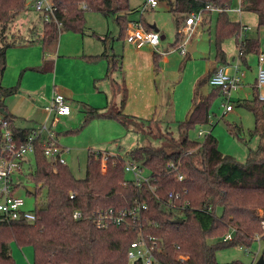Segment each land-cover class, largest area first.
<instances>
[{
	"label": "trees",
	"instance_id": "trees-1",
	"mask_svg": "<svg viewBox=\"0 0 264 264\" xmlns=\"http://www.w3.org/2000/svg\"><path fill=\"white\" fill-rule=\"evenodd\" d=\"M53 1L61 27L54 21L44 22L41 17L43 24L40 32L35 34V28H30L31 36L22 42L25 37L12 35L10 27L30 3L26 0H0V116L10 122L19 142L32 130L16 126V117L9 112L6 98L20 91L22 75L26 70L50 72L54 69V60L45 63L43 59L42 65L23 69L17 84L7 87L2 84V79L8 66V49L40 43L44 55L55 52L62 31L85 33V12L89 10L104 16L114 15L119 25L120 40H126L132 26L130 0ZM165 1L170 11L184 16V20H178L179 28L192 12L197 11L204 13L202 25L210 24L213 10L206 9L208 4L219 10L215 25V59L218 63H228L223 44L230 38L235 39L241 52L238 56L240 62L248 66V55L258 56L264 52V42L260 37L249 36L248 32H244L245 25L229 17L234 0ZM242 9L257 14L259 31L264 26V0H244ZM135 22L147 30L153 29L143 15ZM182 41L180 29L176 43ZM161 57L154 51L156 66H159ZM79 58L92 64L106 60L108 68L104 79L111 81L114 94L122 90L114 78L116 72L123 68L122 55L104 51ZM210 76L211 73L208 81ZM254 89L251 99L239 102L255 116V126L250 135L260 137L258 148L246 163L224 154L212 131L202 141L190 138V131L198 124L210 123V109L215 98L221 94V88L213 87L201 99L194 98L189 117L178 123L177 136L168 129L162 130L159 120L112 110L111 101L104 108L83 104L85 117L81 125L63 134L80 132L95 118L114 119L127 130L141 132L147 139L154 136L160 138L161 145H138L125 156L108 154L106 172L101 170L103 152L90 150L86 175L78 178L67 164L48 161L41 140L37 141L35 167L28 181L36 188L37 220L34 223L23 220L0 223V264H17L11 252L13 243L33 248V264H143L141 261L131 263L127 257L131 242L139 237L141 231L159 239V264H220L218 250L233 246L248 249L258 236L263 235L264 238V101L259 99L256 86ZM124 104L123 99L121 105ZM232 129L237 134L242 130L238 125L232 126ZM128 161L138 162L143 169H147L149 182L136 186L125 171ZM170 163L178 169L169 168ZM179 174L183 175V179L179 180ZM27 194L31 195L28 191ZM137 203L147 204V209L142 212L140 221L131 226L101 228L93 222L92 214L96 210H120ZM75 210L82 211L83 218L75 219ZM219 210L221 213L218 215ZM179 219L183 220L182 223L174 222ZM231 228L235 229L233 238L223 241V236ZM213 239L221 241L212 242ZM181 255L187 258L181 259ZM261 255H264V249ZM225 264L245 263L233 261Z\"/></svg>",
	"mask_w": 264,
	"mask_h": 264
},
{
	"label": "rangeland",
	"instance_id": "rangeland-1",
	"mask_svg": "<svg viewBox=\"0 0 264 264\" xmlns=\"http://www.w3.org/2000/svg\"><path fill=\"white\" fill-rule=\"evenodd\" d=\"M146 1H129L130 8L132 9L129 14L132 20L130 29L135 27V20L140 19ZM239 3V0H234L229 11V17L232 20L241 22L243 25L249 26L251 31L248 32V35L259 36L261 41L264 42V26L260 27L258 31L257 14L245 9L239 12L236 9L239 7ZM35 13L36 11L32 5L29 4L28 8L12 23L10 27L12 35H23L25 39L22 42L26 41L31 36L29 34V24L31 22L26 21V19L34 17ZM212 13L211 23L196 27L195 32L189 37L187 53L182 54L179 48L181 42L176 43V39L177 33L183 27L182 25L179 28L178 20H184V16L170 11L169 5L165 0H158V5L155 8L148 7L143 11L142 15L146 22L149 25L156 26L161 36H165V38H161L159 50L168 53L165 55L161 54L162 59L159 62V66H155L154 64V49L152 47L145 45L142 48H138L134 44L128 43L127 40L123 41L118 38L119 25L114 15L104 16L98 11H86L84 34L67 30L62 31L60 36L61 38L63 36L68 42V48L76 44V38H79L81 41L84 38L87 51L94 54L106 51L122 55L124 66L121 71L115 74L117 81L122 84V90L115 93L116 96L112 102L113 106L111 105V109L114 111L122 110L125 113L128 111L142 113L140 112L141 107L135 110V106H138L136 100L142 97L141 94L143 93V99L145 100L146 98L147 104L148 102L152 104V112L148 114V109L145 112L148 115L146 119L154 118L155 120H159L162 130L168 129L174 133V136H177L178 123L189 117L188 112L193 107L194 98L199 99L202 95L209 94L214 87L208 81L210 69L216 62L215 25L217 11H213ZM35 22H38V19ZM194 44L196 45V50L191 51ZM31 46H34V44L18 45L16 47L30 48ZM223 46L230 60L239 52L234 38L227 39ZM255 58L251 61L250 66L244 63L240 64V69L245 75L242 78L241 87L231 95L230 104L233 105V110L225 112V96L221 92L213 101L210 109L213 124H198L190 131V138L200 141L203 140V138L198 137L200 129L212 131L213 135L218 139L221 151L224 154L233 156L241 163L248 161L250 155L254 153L260 143L258 135H250L251 130L255 126L254 114L243 105H239V102L251 99L254 95L255 85L253 88L252 85L246 82L250 79L254 80L253 73H256V75L258 73L256 55ZM43 82L45 80H42ZM108 84L110 85L108 82L102 84L107 90L106 92L101 91V93L109 95L112 99L114 95L111 92V86ZM102 88L105 89L104 87ZM123 99L127 103L125 108L121 105ZM27 100L24 95H19L18 93L7 97L6 105H12L10 108L16 109L14 107L15 104L25 106ZM81 109H73L70 116L62 118L60 123L57 122L54 130L64 133L67 130L76 129L81 125L85 117L84 107L82 106ZM44 112L48 116L45 110ZM51 120L52 118H50L49 123H51ZM15 124L18 127L31 125L28 119L21 117L15 121ZM235 125L242 128L239 134L235 133L232 129V126ZM59 137L61 144L69 148V152L66 154L67 165L78 178H83L86 175L87 158L90 150L101 151L106 155L108 153H115L125 156L128 151L138 145H145L147 143L159 146L162 143L160 138L154 136L147 139L141 132L127 130L114 119L102 118H95L90 121L80 132L74 134L67 133V135L62 134ZM32 164L35 167L33 158ZM143 173L148 174L149 171L144 169ZM127 176L131 177L132 174L127 173ZM17 194L25 198L27 208L32 209L35 207L36 199L34 194H27L24 186L17 189ZM220 213L221 210L218 211V215ZM261 213H263L262 210ZM262 236L257 238L248 249L245 246H233L218 250L217 259L219 263L225 264L240 261L245 264H256L264 249V238ZM219 240L221 241V239H213L212 242ZM11 252L17 264H33L34 252L31 246L19 247L13 243Z\"/></svg>",
	"mask_w": 264,
	"mask_h": 264
},
{
	"label": "built area",
	"instance_id": "built-area-1",
	"mask_svg": "<svg viewBox=\"0 0 264 264\" xmlns=\"http://www.w3.org/2000/svg\"><path fill=\"white\" fill-rule=\"evenodd\" d=\"M239 0L237 10L242 11V2ZM34 10L39 13L44 22L54 21L58 27H61V22L56 17V5L53 0H30L29 2ZM158 5V0H147L143 6L142 12L148 7L155 8ZM206 9L215 10L211 4L206 6ZM204 22V13L202 11L192 12L186 19L181 32L183 41L179 46L182 54L187 53V43L189 37L196 30V27ZM251 28L244 26V32H250ZM244 37V36H243ZM128 43L134 44L138 48L148 45L159 54H167L159 50L161 44V34L157 30H147L139 23L135 27L129 29L126 37ZM241 52L238 53V56ZM239 58V57H238ZM240 60L234 64V72L230 73L225 66H218L209 78V84L221 88V92L225 96V112L233 110V105L230 104L231 95L238 90L242 85L244 72L240 69ZM255 86L257 87L260 100L264 101V52L258 55V73ZM48 113L47 120L37 129H33L29 134L23 137V141L19 142L16 138L14 130L8 120L0 116V223L11 222L15 220H23L28 223H34L37 220L35 207L30 209L26 207L25 198L17 194V189L21 186H26L29 181V175L34 170L32 158L34 160L35 144L42 142L44 146V154L48 161L67 164L65 154L68 152L66 148L58 142L54 126L57 124L61 116L71 114V107L67 97L58 91L54 92L51 101L44 106ZM52 116V117H51ZM52 118L51 123H49ZM210 124H213V119H210ZM210 131L200 129L198 137L204 136ZM21 134V133H20ZM107 155L103 154L101 160V170L106 171ZM35 161V160H34ZM169 168L178 169L174 163L168 164ZM143 167L138 162L128 161L125 165L126 173H131L136 186H142L143 183L149 182L148 174L143 173ZM179 180L183 179V175H178ZM152 189L154 187L150 185ZM172 197V194L169 195ZM73 197V195H72ZM36 206V205H35ZM178 207V206H177ZM147 209V204L137 203L130 208L116 210L114 208L99 209L93 212L92 219L95 224L101 228H107L111 225L131 226L133 223L140 221L142 212ZM75 219L83 218V213L80 210H75L73 213ZM264 229V221L262 222ZM235 229L226 233L222 240L227 241L233 238ZM257 238H260L258 236ZM161 250L159 239L150 234L140 232L139 237L132 241L127 251V257L131 263L141 261L143 264H159L157 252ZM181 259H186L184 255Z\"/></svg>",
	"mask_w": 264,
	"mask_h": 264
},
{
	"label": "crops",
	"instance_id": "crops-1",
	"mask_svg": "<svg viewBox=\"0 0 264 264\" xmlns=\"http://www.w3.org/2000/svg\"><path fill=\"white\" fill-rule=\"evenodd\" d=\"M37 19L38 22H35ZM26 21L31 22V24H29L30 28H35L36 34L40 32L43 22L39 13L36 12L34 17L26 19ZM135 21H139V20H135ZM136 23L138 22H135V24ZM40 25L41 27H39ZM161 38H165V36L163 35L161 36ZM67 46H68V42L65 40V38H63V36L62 38L60 36L56 51L52 53L48 52V54L45 55L42 52L40 43H36L34 44V46H31L30 48L14 47L8 49L7 51L8 66L4 72V76L2 79V84L7 87L14 86L17 84L19 76L23 69L31 66H40L43 63V59H45V63L47 61L54 60V69L51 70L50 72L41 73L34 70H26L23 73L21 79V88L18 93L19 95H24L28 99L27 103H25V106H18L19 104L18 105L15 104L14 107H16V109H11L10 107L12 105L7 106L9 112L16 117V120L21 117L28 119L31 123V125L25 127L17 126L18 128L27 129V130H33L39 128L48 118V116L44 114L45 113L44 106H46L51 101V98L53 97L55 91L61 92L67 97L71 107V114L73 112V109L76 108L81 109L83 104H88L97 108H104L108 104H110L109 103L110 101L111 103L113 102L116 95L114 94L112 83L111 81L104 79V76L108 68L107 61L102 60L99 63L92 64L80 59L79 57L81 55H94V53L86 50L84 38L82 41L79 38H76V44H74L71 48H68ZM193 50H196L195 44L191 48V51ZM251 55L247 56L249 66L250 63H252L251 61L256 59L255 55L252 57ZM153 59H154V53H153ZM238 59L239 58L237 53V55H234L231 60L228 59V63L226 64H221L216 61L214 65H212L209 75L210 73L212 74L218 66H225L228 72L230 73L234 72L235 71L234 64L235 62H237ZM257 61H258V56H257ZM122 66H124L123 61H122ZM253 76H254L253 78L254 80L250 79L246 83L252 85V87L254 88L257 78L256 73L255 74L253 73ZM114 78L118 83V85L120 86V88H122V84L117 81L115 75ZM42 80H45V82L42 83ZM106 81L110 83V85L109 84L108 85L111 86V92L114 95L112 99L110 98L109 95L107 94L105 95L101 93V91L106 92L107 90L106 87L102 85L103 83H107ZM102 87H104L105 89H103ZM141 95L142 97L136 100L138 106H135V110H138L141 107L140 112L142 113H139L137 111H128L126 112V114L134 115L139 118H148L147 117L148 115H146L145 112L147 109L149 112L148 114L152 112V104H149V102L147 104V102L145 101L146 98L145 100L143 99V93ZM203 96L206 95H202L201 97H199V99H201ZM126 106L127 103L125 102L124 108ZM70 115L61 116L58 123L61 122L62 118H67ZM62 134L63 133L61 132H56L58 142L69 152V148L62 145L60 142L59 136H61ZM66 154H65V158H66ZM108 154L117 155L115 153H108Z\"/></svg>",
	"mask_w": 264,
	"mask_h": 264
},
{
	"label": "water",
	"instance_id": "water-1",
	"mask_svg": "<svg viewBox=\"0 0 264 264\" xmlns=\"http://www.w3.org/2000/svg\"><path fill=\"white\" fill-rule=\"evenodd\" d=\"M26 2L29 3L30 0H26ZM153 29L158 30V28L156 26H153ZM25 188L31 194H35V192H36V188L33 185L28 184L25 186ZM182 221H183L182 219H179V220H175L174 222L175 223H182ZM256 264H264V255L260 256V258L257 260Z\"/></svg>",
	"mask_w": 264,
	"mask_h": 264
}]
</instances>
